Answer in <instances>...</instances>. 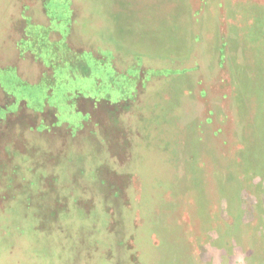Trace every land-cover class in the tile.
<instances>
[{"label":"rangeland","instance_id":"obj_1","mask_svg":"<svg viewBox=\"0 0 264 264\" xmlns=\"http://www.w3.org/2000/svg\"><path fill=\"white\" fill-rule=\"evenodd\" d=\"M0 264H264V0H0Z\"/></svg>","mask_w":264,"mask_h":264},{"label":"crops","instance_id":"obj_2","mask_svg":"<svg viewBox=\"0 0 264 264\" xmlns=\"http://www.w3.org/2000/svg\"><path fill=\"white\" fill-rule=\"evenodd\" d=\"M17 52H19L17 49H16Z\"/></svg>","mask_w":264,"mask_h":264}]
</instances>
